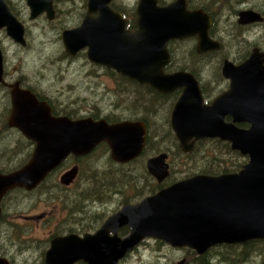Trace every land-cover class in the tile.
Listing matches in <instances>:
<instances>
[{
  "label": "water",
  "instance_id": "water-1",
  "mask_svg": "<svg viewBox=\"0 0 264 264\" xmlns=\"http://www.w3.org/2000/svg\"><path fill=\"white\" fill-rule=\"evenodd\" d=\"M110 1L89 0V10H100V14L87 15L78 27L63 32L68 55L74 56L88 46L87 57L92 62L112 67L163 94L183 89L170 115V125L181 149L192 153L197 141L219 138L249 159L237 172L197 173L140 201L126 203L94 233L54 236L45 254L46 264H75L78 260L86 264H119L146 238L162 240L174 248L187 247L197 255L223 244L264 240V66L256 64L255 57L239 66L226 61L223 73L232 79L230 88L206 104L192 73H168L164 67L170 62L166 48L170 39L196 34L200 51L219 47L218 43L212 45L215 42L209 38L208 16L200 10L181 9L177 2L159 7L155 0L153 6L150 0H141L136 12L138 28L127 31L124 18L121 25L112 22L110 13L115 12ZM53 2L27 0L31 18L43 11L52 18ZM240 15L242 23L262 18L253 10ZM116 16L122 18L121 13ZM116 26L122 31L114 33ZM3 27L14 40L26 44L25 27L6 0H0V29ZM3 71L0 48V81ZM12 104L11 124L19 127L36 146L22 167L0 171V219L1 202L8 192L16 188L35 189L70 154L86 155L102 142L109 145L110 155L117 163H128L144 152L147 128L143 121L110 123L89 117H57L46 102L19 87L12 91ZM227 115L232 117L231 122H226ZM239 123H248L249 127ZM168 158L167 152H161L147 159L148 172L159 183L171 173ZM78 174L79 166L74 165L61 175L60 181L70 185ZM124 226L130 232L121 236L119 231ZM0 264L11 263L0 256ZM175 264H186V258Z\"/></svg>",
  "mask_w": 264,
  "mask_h": 264
},
{
  "label": "rangeland",
  "instance_id": "rangeland-1",
  "mask_svg": "<svg viewBox=\"0 0 264 264\" xmlns=\"http://www.w3.org/2000/svg\"><path fill=\"white\" fill-rule=\"evenodd\" d=\"M11 1L20 11L21 20L28 24L27 45L22 46L15 42L6 31L1 32L0 39L4 41L6 52L4 67L6 66L8 72L24 73L26 76L34 78L39 87L54 94L58 100L56 104L60 108H67L75 111L76 114L86 115L98 112L121 118H146L149 121L151 136L157 149L155 151L157 154L167 152L169 155L171 177L168 178V181L170 178L178 181L196 173H202V167H206L207 163L211 162L208 158L213 157L214 154H218L226 160L222 164L232 162L242 166L248 162V156L241 153L238 156L234 151H228L225 145L216 144L211 139L205 140L199 149L187 154L168 131L167 121H170L173 104L171 98L164 100L159 97V99L153 98L151 95L147 98L145 97L147 95L138 94L137 90L131 96V92L124 91L126 90L124 81L96 68L98 66L90 62L84 53L75 56H68L64 53L60 34L68 25H75L80 21L87 0H58L56 2L58 14L53 20H49L45 16L31 19L30 10L25 0ZM119 1L134 2L135 0ZM248 3H258L261 7L264 0H250ZM227 4V0L221 1L218 4V9L226 10ZM230 9H232L231 16H233L235 7ZM224 12L228 14L226 17H229L228 9L227 12ZM259 30L264 37V27L260 26ZM183 57V54L177 53L176 62L181 63ZM185 58L186 62L192 63L188 56ZM17 68L22 70L19 69L17 72ZM209 71L202 72L210 76ZM210 77L212 78V76ZM27 145L29 143L25 139H20L17 136L0 137V168H8L9 165L23 160L26 163L32 153L31 148H25ZM151 156L149 150L147 155L138 160V164L130 165L129 163L130 166L124 167L129 170L134 169L133 173L140 177L138 184H150L148 188L159 183L154 176L151 175L150 178L145 176L146 162ZM112 161L109 151L98 152L83 161L84 168L77 178L78 181L68 189L60 181L61 175L67 168L60 167L39 189L30 192V194H12L4 206V222L0 231V244H5L0 249L7 252L9 256H1L8 258L11 262L13 260L14 264H45L43 262L45 252L49 247L52 235L64 228L80 227L84 223L96 227L98 223L99 225L102 223V217H108L126 204L122 193H119L121 189H126L123 188L124 181H120L118 184L119 180L123 178L124 168ZM240 165L237 168L240 169ZM91 169H96L99 172L105 170L107 173L104 176L102 173V178H97V182L106 180L110 181L112 185L118 184L116 188L118 193H112L101 200L97 199L100 191L90 189ZM126 174L124 172L125 177ZM85 187L88 188L87 191L83 190ZM128 190L127 194L131 192L130 188ZM85 192L86 194H84ZM127 203H132V201ZM41 214H44V217H40L38 220L29 218V216ZM186 249L184 247L174 248L165 242L149 238L138 249L123 258L120 264H175L182 258H186V264H194L192 256ZM219 252L226 253L227 249H219ZM259 252L255 251L253 259L244 261L242 264L260 263L262 257L258 256ZM222 253L213 254L211 264H239V262L221 258ZM227 255L230 256V254Z\"/></svg>",
  "mask_w": 264,
  "mask_h": 264
},
{
  "label": "flooded vegetation",
  "instance_id": "flooded-vegetation-1",
  "mask_svg": "<svg viewBox=\"0 0 264 264\" xmlns=\"http://www.w3.org/2000/svg\"><path fill=\"white\" fill-rule=\"evenodd\" d=\"M57 1L58 0H54V2H53L54 15L52 18L49 16L50 15L49 12L43 11L37 17H35V19L38 18L39 16L40 17L45 16L47 19L53 20L58 14V9L56 8V2ZM140 1L141 0H135L134 2H126V1H119V0H111L109 3L110 8L112 9L113 12H115V13H113L114 15L112 13H110V16L112 17V19H111L112 22H114L115 25H117L118 23H120V25H121L122 19L124 18L126 20L125 21L126 30L127 31H135L138 28V21H137V17H136V12H137V9L139 7ZM221 1H223V0H155V5H157L159 7H165V6H168V5H171V4L177 2V3H179L181 9H184V10L190 11V12L200 10L204 14H206V16H208V18L210 19V25L208 27V35H209V38L211 39V41L215 42V44H212V45L216 46L217 45L216 43H218L219 47H213V48L210 47L209 49H205L203 51H200L199 50V40H198V36L196 34L191 35V36H187V37H182V38L170 39L166 45L167 51L170 55V62L164 67V71L168 72V73L179 71V70H184V71L192 73L199 83V87H200V90L202 92V95H203V98H204V101L206 104L212 103L217 97H219L220 95L225 93L230 88V84L232 82V79L226 77L223 73V66L225 65L226 61L232 63V65H234V66H239V65H242L244 62H246L249 58L255 57L256 58L254 60L255 63L258 65L260 64V66H264V37L260 34V30H259L260 26L264 27V4L260 7V5L258 3H254V4L248 3L250 0H227L228 4L226 7V10H224V9H220V8L218 9V4ZM6 2L9 5L11 11L16 15V17L24 25V27H25V38H26V34L28 31V24H26L23 20H21V18H22L21 13L19 10L16 9V7L12 3V1L6 0ZM25 2L27 3V0H25ZM150 2L152 3V6H153L154 0H150ZM231 7H235L233 16H231L232 15V9H230ZM227 9L229 11V17H226V15H228V14L224 12V11L227 12ZM29 10H30V8H29ZM248 10H253V11L259 13L260 17H262V18L254 20V21H250L247 23L240 22L241 12L242 11H248ZM117 13H121L122 18L118 19V17L116 16ZM99 14H100V10H95V11L89 10V0H87L85 11L82 12L80 21L75 25H68L67 27H65L62 30V32L60 34L61 38H62V42H63L62 36H63V32L65 30L78 27L87 15L98 16ZM200 17H201V21H202V18H204V16H202V13H201ZM30 18H31V10H30ZM202 24L204 25L203 21H202ZM3 31L7 32L6 27H3L0 29V33ZM121 31H122V29L121 28L118 29V27L116 26L114 33H119ZM14 41L21 44L22 46L27 45V42H26V44H22L16 40H14ZM63 46H64V42H63ZM0 48H1L4 60H5L6 52L4 50L5 46H4V41L2 39H0ZM63 51L66 55H68V53L66 52L65 46H64ZM104 51H106V50H104ZM88 52H89V47L85 46L84 48L80 49L75 55L84 53L87 57ZM177 53H181L184 55L183 61L181 63L176 62V54ZM68 56H70V55H68ZM185 56H188L190 58L189 60L192 63L186 62ZM90 62H92V61H90ZM92 63L96 64L98 66L96 68H98L99 70H103L105 73L110 74V75L118 78L120 81H124L126 83V90H124V91H127L128 93L131 92V96L135 94V92H136L135 90H137L138 91L137 93L140 95L144 94L140 90L139 85L141 86V85H147V84H142V83H139V82H137V81H135L129 77L123 76L116 69L109 67L107 65L95 63V62H92ZM212 64H213V66H212ZM210 65H211V67H209ZM19 69L22 70L21 68H19ZM19 69L17 70V72L19 71ZM205 70H210L209 74H210V76H212V78L208 74H205L202 72ZM123 77L127 78V79H124ZM117 86L120 87L119 84H117ZM18 87L20 89L28 90L31 93H33L35 95V97L38 99V101L46 102L51 107V112L54 116H57V117L67 116V117H70L72 120H79L82 118H88L89 117V118H93L95 120L106 119L108 122H110L107 118V114L103 115V114L98 113V112H92V113L86 114V115L85 114H76L75 111L68 110L67 108H64V109L60 108L56 104L58 102V100H57V98H55L54 94L49 92L48 90H44L43 88L39 87L37 82H35L34 78H30V77L26 76L24 73H19V72L18 73H12L10 71L8 72L6 69V66H5L4 71H3V75H2V79L0 81V134H1L0 137L10 138L11 136L12 137L17 136L20 139H25L29 143V145L25 146V148H31L32 152L34 151L35 146H36L35 142L33 140H31L26 134H24L23 131L19 127L11 124V121H10V116H11L12 110H13L12 91H13V89L18 88ZM157 92L172 99V101H173L172 110H173V107H174L176 101L178 100V98L180 97V95L182 94L183 89H177V90H175L169 94H163L159 91H157ZM144 95H147V94H144ZM148 96H150V94ZM148 96H145V97L148 98ZM172 110H171V112H172ZM116 118H119V120H115L114 122H121L124 120H132V121L140 120V121H143L146 124V128H147V141H146V145H147V143L150 139V125L148 123L149 121L146 118H138V119H136L134 117H132V118H121L118 116H116ZM169 120H170V118H169ZM225 120H226V122H231L233 119L230 115H227L225 117ZM114 122H110V123H114ZM169 123H170V121H169ZM238 125L241 127H244V128L249 127L248 123H239ZM170 127H171V125H170ZM171 130H172V133L174 134V136L176 137L175 132L172 129V127H171ZM206 139H211V138H206ZM201 140H204V139H201ZM201 140H199V141H201ZM199 141H197V143ZM102 143H104V142H102ZM197 143H196V145H197ZM101 144H99L93 151H91L90 153H88L86 155L75 156L73 154H70L67 157V159L62 163V165L60 167H62V168L66 167L67 168L66 170H68L71 167H73L74 165H78L79 166L78 176H79L81 173V170H82V163H83L82 160L84 158L92 156L93 154L98 153V152H100V153L105 152L104 148L100 147ZM146 145H145V147H146ZM101 151H103V152H101ZM109 153H110V148H109ZM31 155H32V153H31ZM30 157H29V159H30ZM110 157H111V155H110ZM111 160H113L112 157H111ZM121 164H123V163H121ZM124 164H127V163H124ZM22 166H20V167H22ZM242 166H241V168H242ZM20 167H18L17 169H19ZM60 167L55 169L48 176H53ZM238 169L235 172L240 170V169L239 170ZM224 173H226V172H224ZM78 176H77V178H78ZM77 178L70 185H64L62 183L61 184L68 189V188L72 187L78 181ZM43 182H45V181H43ZM40 185H38L35 189H33L31 191H28V190L27 191L28 192L35 191V190H37V188ZM86 189H88V188L86 187ZM3 201H4V198L1 202L2 215H3V209H4ZM116 211H114V212H116ZM2 215H1V219H0V225H1V221H2ZM40 217H44V214L29 216L30 219H37V220ZM106 219H107V217L102 221V223L100 225L98 223L96 227H94L90 224L85 225V223H84L80 227L71 226L69 229L64 230V233L57 234V235H68V234H74V233L78 234V235H84V234L89 233V232L94 233L103 225V223L105 222ZM124 228H128V227L124 226L123 228L120 229V231ZM120 231H119V234H120ZM129 232H130V229L128 228V232L126 233V235ZM57 235H54V236H57ZM51 237H50V241H49V246H50L51 240L53 238V237L52 238ZM144 242H146V240H144L139 246L144 244ZM162 242H164V241H162ZM139 246L135 247V249H138ZM45 254H46V252H45ZM128 254H130V253H128ZM126 256L124 258H126ZM122 260H120V262ZM43 262L46 264L45 259ZM10 263L13 264L11 261H10ZM75 264H86V263L83 260H78Z\"/></svg>",
  "mask_w": 264,
  "mask_h": 264
},
{
  "label": "trees",
  "instance_id": "trees-1",
  "mask_svg": "<svg viewBox=\"0 0 264 264\" xmlns=\"http://www.w3.org/2000/svg\"><path fill=\"white\" fill-rule=\"evenodd\" d=\"M124 79H127V78H124ZM139 87H140V90L144 94H147V96L150 94L151 96H153V98H155V97L158 98L159 97V98L164 99V100L165 99H169L170 100L169 97L164 96V95L158 93L156 90L152 89L148 85H141V86L139 85ZM107 118H108V120L110 122H114L115 120H119V118H116V116H114V115H107ZM167 124L169 125V130H168L169 133H171L174 136V134L172 133L171 127H170V123L168 121H167ZM151 135H152V133H151V128H150V139H149V141H148V143H147V145L145 147L144 152L142 153V155L140 157L134 159L133 161H130L129 162L130 165H132L134 163L138 164V160L142 156L147 155L149 150H150V154H152V156L157 154V151H155L156 146L153 143V139H152V136ZM173 139L175 140L176 143L179 144V141L177 140V138L175 136L173 137ZM205 140H207V139H204V140L199 141L197 143V145L195 146V149L196 150L199 149V146ZM211 141H215L216 144H219V145H222V146L225 145V148H227L228 151H231V152L234 151V153H236V155H238V156L241 155L239 151H235V150H233L231 148V145H230V143L228 141L220 140L218 138H211ZM100 147L104 148V151L105 152H108L109 151V146L105 142L102 143L100 145ZM211 157L212 156H210L208 158V160L211 161V162H208L207 165H206V167H202V172L207 173V174H220V173H224V172H234V171H236L238 169L237 167L240 165V164H234L232 162L226 163V164H222V162L223 161H226V160L222 159L220 157V155H218V154L217 155L214 154V156L212 158ZM85 159L86 158H84L82 160V162ZM110 160H111V157H110ZM24 162H25V160H23L22 162L14 163V165L11 164V165L8 166V168H5V169H1L0 168V171H2V172H9V171L15 170L18 167L22 166L24 164ZM115 163H117V162H115ZM129 163H127V164H124V163L121 164V163H119V165H122L123 168H124ZM143 164L145 166V162ZM130 165H128V166H130ZM83 168H84V164L82 163V170H83ZM146 170L147 171L145 172V176L147 178H150L151 174L148 172L147 166H146ZM133 171H134V169H130L129 170L127 168H124L123 175H122L123 178L120 179L119 182H118V184H119L120 181H124V183H123L124 187L123 188L124 189L126 188V189L125 190L121 189V191L119 193H122V198L125 199L126 203L129 202L130 200L132 202H136V201L140 200L143 196L149 195V194H153V193L157 192L158 190H160L161 188H163V187H165V186H167V185H169L171 183L176 182L173 178H170L169 181H168V178H167V180L165 182L163 181L162 183H157L154 186H152L151 188H148V186L150 184H148V185H139L138 184V179H140V177H139V175H135L133 173ZM124 172L127 173L126 174V177L124 176ZM102 173H103V176H104L107 172L105 170H104V172H99L96 169H91L90 175H89V177H90V180L89 181L91 183V188L90 189H92V190H99L100 191L99 195L97 196V199H99V200H101L103 198H107L112 193H118L117 190H116L118 184L117 185H112V183L110 181H106V180H104L103 182L102 181H98L97 182V178H99V179L102 178L101 177ZM145 176H144V178H145ZM169 177H171V175ZM49 178H50V176H48V178L45 180V182H43L38 188L44 186L46 184V182L48 181ZM115 181H117V179H115ZM128 188L131 189V192L129 194H127ZM83 190L84 191H87L86 187L83 188ZM19 193H29L30 194V192H28L24 188H16L14 190H11L4 197L3 205L4 206L6 205V200L12 194H19ZM84 194H86V192ZM105 218H106V216H104V218L102 217V221ZM3 222H4V217L2 215V221H1V225H0V231L2 229ZM69 228H64V229L66 230V229H69ZM64 229L58 231L54 235L64 233V231H63ZM127 232H128V228H124V229H122L120 231V234L124 235ZM54 235H52V237ZM3 245L5 246V244H3ZM3 245L0 244V248ZM184 248H186V247H184ZM219 249H227V252L226 253L219 252ZM186 250L189 251V255L192 256V259L194 261V264H211V258L214 257L213 254H217V253H220V254L222 253V255H220V257L223 258V259L225 258L227 261H236V262H239V264L240 263L242 264L244 261L252 260L253 259L252 258L253 253L255 251H260L258 253V256L260 258L262 257L260 263H258V262H256V263H258V264H264V240H252V241H248V242L243 243V244H235V245L223 244V245H219V246H216V247L211 248L207 253H205L203 255H197V253L194 250L189 249V248H187ZM227 254H230V256L227 255ZM0 255L9 256V254H7L6 252L2 251L1 249H0ZM12 263L14 264V261L13 260H12Z\"/></svg>",
  "mask_w": 264,
  "mask_h": 264
},
{
  "label": "bare ground",
  "instance_id": "bare-ground-1",
  "mask_svg": "<svg viewBox=\"0 0 264 264\" xmlns=\"http://www.w3.org/2000/svg\"><path fill=\"white\" fill-rule=\"evenodd\" d=\"M62 59V58H61ZM60 167V166H59ZM133 178V177H132ZM101 190V189H100ZM7 253V252H6ZM120 264V263H119ZM241 264V263H240Z\"/></svg>",
  "mask_w": 264,
  "mask_h": 264
}]
</instances>
